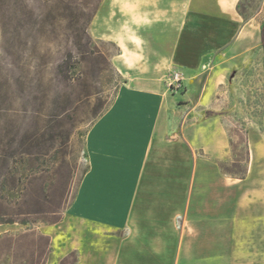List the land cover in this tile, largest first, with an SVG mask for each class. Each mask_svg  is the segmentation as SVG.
<instances>
[{
    "label": "crops",
    "instance_id": "1",
    "mask_svg": "<svg viewBox=\"0 0 264 264\" xmlns=\"http://www.w3.org/2000/svg\"><path fill=\"white\" fill-rule=\"evenodd\" d=\"M238 1L152 0L136 39L124 32L130 16L106 9L100 20V6L93 20L103 24L97 38L119 47L122 76L153 79L146 88L154 100L121 89L91 127L88 169L70 206L59 223L37 232L50 239L44 264H233L234 255L225 253L223 201L224 189L237 183L201 176L196 152H229L224 119L239 104L225 92L218 103L213 98L227 80L236 82L238 76L228 78L235 64L214 68L205 82L202 69L209 59L248 53L239 48L253 19L239 14ZM172 68L190 79L184 93L170 95L160 84ZM214 121L216 127H208ZM235 203V212L244 206Z\"/></svg>",
    "mask_w": 264,
    "mask_h": 264
},
{
    "label": "rangeland",
    "instance_id": "2",
    "mask_svg": "<svg viewBox=\"0 0 264 264\" xmlns=\"http://www.w3.org/2000/svg\"><path fill=\"white\" fill-rule=\"evenodd\" d=\"M46 1L0 0V220L14 222L0 224V237L5 232L16 236L51 229L49 227L55 224L42 222L41 219L53 221L63 217L88 169L90 153L87 141L91 129L88 123L77 125L67 149L55 152L60 147L57 145L50 154L33 158L20 153V143L32 133L36 121L42 127L46 121L42 117L34 118L30 112L34 108L30 98L33 90L30 89L33 86L30 83L31 72H38L44 87L55 88L57 81L54 72L63 53L61 41L64 37L60 32L63 19L55 12L50 21L52 27H48L49 21L44 20ZM151 2L103 0L100 5L104 10L100 20L106 9L114 11L116 17L122 13L130 16L124 32L136 39L142 36L139 30L143 25L141 13L151 6ZM237 10L245 19H253L252 26L244 34V44L239 48L241 52L248 53L237 60L223 58L216 62L209 59L202 69L205 82L214 68L235 64L228 78L238 76L236 82L230 85L227 80V85L220 87L221 91L216 89L213 98L214 103H218L216 98H221V93L225 92V96L239 104L233 112L234 116L230 113L231 116L224 119L229 152L217 155L197 151L196 157L202 165V170H198L201 176L211 180L223 175L225 184L237 183L229 191L224 189L226 215L235 212L237 200L244 201V206L236 210L233 218L225 215L223 219L225 253L234 255L233 264H264V46L260 35L264 29V0H239ZM93 22L89 32L94 40L100 41L97 37L103 24L99 21L98 25H93ZM145 23H151V20ZM46 27L52 33L42 36ZM107 29L110 33L108 26ZM112 43L102 46V49L117 53L119 47ZM45 55L46 58L43 57ZM115 57L112 62L117 68L118 60ZM177 72L182 74L183 84L179 89L172 90L169 84ZM17 75L22 77L21 91L15 86ZM142 75L134 73L123 76L119 92L121 89L129 90L137 93L141 99H151L152 96L147 93L154 90L146 87L153 79L143 78ZM189 81L181 70L172 68L160 84L165 86L168 94L177 95L187 90ZM215 125L214 121L208 127L215 128ZM250 139L252 152L249 150ZM55 167H60L58 181H53L51 172H48ZM195 189L198 195L203 194L202 186ZM246 192L249 196L242 199ZM231 244L235 247L233 250ZM4 262L9 263L7 259Z\"/></svg>",
    "mask_w": 264,
    "mask_h": 264
},
{
    "label": "trees",
    "instance_id": "3",
    "mask_svg": "<svg viewBox=\"0 0 264 264\" xmlns=\"http://www.w3.org/2000/svg\"><path fill=\"white\" fill-rule=\"evenodd\" d=\"M103 0H47L45 21H50L54 13L63 19L62 48L63 53L54 72L57 85L53 89L44 87L38 72H31L33 85L30 89V111L34 118H44V127L36 121L32 133L21 141V154L31 158L36 155H48L56 146V151L67 149L70 137L78 124L88 123L91 128L112 106L123 83V76L114 66L112 59L120 54L109 53L102 46L111 44L107 41H96L89 32ZM44 17V16H43ZM46 36L52 31L45 28ZM264 44V30L262 31ZM113 44V43H112ZM49 49H47V53ZM47 55V54H46ZM43 56L46 58L47 56ZM15 86L22 90V77L16 76ZM37 83L35 87L34 84ZM35 87V88H34ZM40 125V128H39ZM11 156V155H10ZM60 167L48 172L52 180L60 178ZM62 216L53 221L57 224ZM12 221L0 220V224H11ZM50 239L37 233L28 232L19 235L6 234L0 239V264L4 258H10L12 264H44L49 252Z\"/></svg>",
    "mask_w": 264,
    "mask_h": 264
},
{
    "label": "built area",
    "instance_id": "4",
    "mask_svg": "<svg viewBox=\"0 0 264 264\" xmlns=\"http://www.w3.org/2000/svg\"><path fill=\"white\" fill-rule=\"evenodd\" d=\"M172 80H173V82L169 84L170 89L176 90V89H179L180 87H182L183 76L180 72L175 73Z\"/></svg>",
    "mask_w": 264,
    "mask_h": 264
}]
</instances>
